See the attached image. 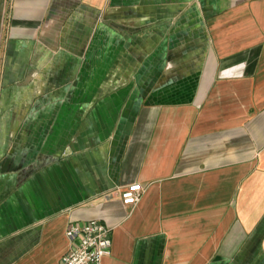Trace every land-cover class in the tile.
I'll list each match as a JSON object with an SVG mask.
<instances>
[{"label": "crops", "instance_id": "1", "mask_svg": "<svg viewBox=\"0 0 264 264\" xmlns=\"http://www.w3.org/2000/svg\"><path fill=\"white\" fill-rule=\"evenodd\" d=\"M93 220L102 264H264V0H0V264Z\"/></svg>", "mask_w": 264, "mask_h": 264}, {"label": "built area", "instance_id": "2", "mask_svg": "<svg viewBox=\"0 0 264 264\" xmlns=\"http://www.w3.org/2000/svg\"><path fill=\"white\" fill-rule=\"evenodd\" d=\"M144 189L132 184L121 191L125 207H135L140 202ZM68 251L62 257V264H102L111 249L110 230L101 222L93 220L86 224H72L66 231Z\"/></svg>", "mask_w": 264, "mask_h": 264}]
</instances>
